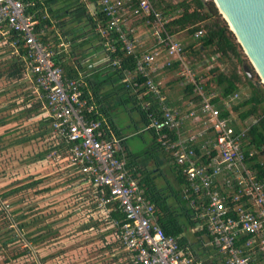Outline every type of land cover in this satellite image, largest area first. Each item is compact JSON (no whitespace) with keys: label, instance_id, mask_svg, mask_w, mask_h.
I'll return each mask as SVG.
<instances>
[{"label":"built area","instance_id":"obj_1","mask_svg":"<svg viewBox=\"0 0 264 264\" xmlns=\"http://www.w3.org/2000/svg\"><path fill=\"white\" fill-rule=\"evenodd\" d=\"M93 4V15L99 7L107 20L100 30L105 42L98 56L103 57L101 62L109 61L104 55L115 51L113 41L135 56V70L126 72L124 82L130 83L144 110L152 102L158 104L143 130L155 131L169 165L177 166L183 200L211 238L208 245L222 264H264V176L254 166L255 149L248 138L255 121L239 118L235 108L242 100L240 92L221 96L208 89L204 69L196 71L220 55L201 66L189 64L183 44L166 26L168 17L150 0H97ZM31 5L34 2L0 0V35L7 39L17 35L10 45L15 53L22 47L25 80L34 83L54 132L68 145L65 159L79 177L76 187H87L108 215L115 210L124 215L122 225L113 222L114 234L131 255V264H204L162 229L155 204L126 168L122 144L126 133L115 135L105 120L87 119L93 107L82 99V82L65 78L54 61L68 45L61 42L55 49L42 39L44 29L38 30V20L27 14ZM140 25L150 33L140 35ZM203 34L200 29L193 37L197 40ZM150 37L154 46L141 50L140 39ZM118 64L119 60L113 62ZM175 65L180 86L192 90L179 106L168 101L162 78V72ZM145 96L149 99L144 100ZM113 203L116 207L111 208Z\"/></svg>","mask_w":264,"mask_h":264},{"label":"trees","instance_id":"obj_2","mask_svg":"<svg viewBox=\"0 0 264 264\" xmlns=\"http://www.w3.org/2000/svg\"><path fill=\"white\" fill-rule=\"evenodd\" d=\"M24 1L34 2V5L27 7V14L34 15L35 19L38 20V24L36 25L38 30L44 29L45 33L42 39L52 43L55 49L61 42L68 45L69 50H61V54L56 56L54 61L56 65L61 67L65 78L80 80L82 82V99L86 100L88 106L93 107V111L86 114L87 119L105 120L111 131L115 135L120 136L122 128L117 125L111 115L113 107L107 104V100L113 99V103L123 108H130L133 112H137L140 115L141 125L143 127L147 126L150 122L148 117L149 113L155 112L158 108V104L152 102L149 110H144L141 107L140 101L133 93L130 83L124 82L126 79V72H133L135 70V56L127 54L122 49V45L119 42L113 41L116 48L115 51H109L104 55V57H109V61L100 62L96 67L93 66L90 68L89 65L93 62L85 63V60L91 54L102 52L103 45L101 42H105L100 34V30L105 26L107 20L105 14L100 11L99 7H96V13L93 15L89 12L85 0H65L66 4L61 8L60 6L57 7L60 5L59 3L61 0ZM88 1L96 2L97 0ZM150 1L158 10L162 11L164 15L168 17L169 22L166 26L171 34L176 35L181 31H187L189 37L192 38V42L188 47L183 44L186 51L189 50L191 53H196L195 47L198 43L200 44L197 48L199 52L208 49L213 50L214 55H220L218 58L219 61L229 58L236 59L239 63L242 62L241 45L238 43L226 21L221 18L222 15L218 12L213 0H183L172 6L161 5L160 3H156V0ZM72 22L83 24V29L78 30L73 27L71 28L70 25L73 24ZM200 29L204 30V34L200 39L196 40L193 35ZM109 37L113 40H117V38H114L115 36H113V33H110ZM16 38L17 35L14 33L8 39L0 35V51L3 50L4 53L6 52L5 54H1V56H4V62H7L8 65L5 71L0 72V79H5L6 82H21L25 79L22 47H18V51L15 53L16 49L10 45ZM102 58L98 56V58L95 57L93 60L97 62ZM116 60H119V64L113 65V62ZM219 71L218 67H212L204 72V77H208V89H215L222 94L221 96H228L234 92H239V85L241 83L240 73L234 71L233 74L226 75ZM244 76L248 82V87H251V94L247 98H242L235 110L238 112V116L241 120L251 119L255 121L248 132V138L250 144L253 145L255 149V154L252 157V160L255 161L254 166L258 167V171L262 177L264 176V160L262 159L264 155V88L261 89L258 86V84H260L259 82L253 83L245 74ZM138 81L141 82L139 78ZM31 84L35 88L34 83L31 82ZM23 86L27 87L25 83L17 85L18 89ZM141 90L143 91L144 89L142 88ZM184 90L186 92L185 98L192 95L190 87L184 88ZM35 93L34 91V94ZM2 95L3 93H0V96ZM148 99L149 96L144 97V100ZM168 101H170L169 97ZM23 104L24 108L22 111L11 115L9 113V115L0 117V130H4V133L0 134V142L4 140L7 134H11L18 128H25L27 126L25 122H30L32 119L38 120L37 131L33 132L29 130L32 132L29 135L13 134L14 139L5 146L0 147V152L4 151L7 147H25L33 142L39 144L38 141H45V150H40L32 154L30 158H27L26 162L29 164H37L43 161L48 162L47 160L54 155V158L51 159L54 161L55 165L64 163V169L69 171L73 180L77 182L79 177L71 172L68 167L69 163L65 159L68 155V145L64 139L54 132L52 118L49 117L44 109L45 102L36 96L35 100L24 102ZM170 104L175 106V103L171 102ZM13 106L14 105L0 108V113H3L2 111L11 110ZM21 112L23 113L20 114ZM18 118L21 119L19 120ZM14 120L16 122L15 125L12 123ZM105 122H103L102 128L107 131ZM146 131L150 132L152 135V149L162 150L156 141L157 136L155 131L153 129ZM129 136H131V134H129L128 137ZM128 137H125V140L122 141L126 168L132 173L133 177L139 179L140 185L145 188L146 196L155 204L159 222L166 235L175 237L182 247L189 248L196 258L204 260V264H222L215 249L208 245L211 238L208 236L205 228L199 227V223L193 219V211L183 200L181 194L183 179L177 166L170 165V169L176 176L174 182L176 181L180 185L179 189H175L172 184H169L167 176L164 173L165 171L161 168L163 166L162 160L169 161L167 156L165 155L162 160L157 161L149 152H132L128 146ZM50 152L53 154L49 157ZM151 158L154 159V163L157 165H152L153 160ZM16 180L6 183V189L0 193V200H2V202H0V216L11 226L8 232L0 235L3 247L17 241L18 233L17 229H14V224L23 218L14 217L18 211H9L11 205L7 203L6 200L15 198L20 192L22 193V191L32 190L37 187H39L40 192L50 191L52 188L49 186L40 187L43 183L42 179L31 181ZM161 180L163 181L162 184L159 182ZM75 181L73 186L76 185ZM78 189L81 195L86 194L89 196V198L86 199L87 201H84L85 203L93 199L87 187L81 185ZM95 204L97 205L96 202ZM109 206L111 208L116 207V203ZM108 218L109 221L112 222V225L114 221L119 222V225L125 222L124 215L116 210L111 211ZM26 226L25 223H18V229L21 231L24 230ZM191 235L193 238H191ZM32 241L34 243L37 241L40 242L42 238H35L32 239ZM117 243L123 248L126 256L124 260H126L128 264H131V255L124 249L119 239H117Z\"/></svg>","mask_w":264,"mask_h":264},{"label":"rangeland","instance_id":"obj_3","mask_svg":"<svg viewBox=\"0 0 264 264\" xmlns=\"http://www.w3.org/2000/svg\"><path fill=\"white\" fill-rule=\"evenodd\" d=\"M181 1L183 0H156L155 2L172 6ZM59 6L61 4L57 7ZM221 18L223 17L221 16ZM177 34L176 37L181 39L183 43L185 42L184 46L188 47L191 44L192 38L189 37L187 31H181ZM199 45L197 43L195 47L196 53H191L187 50L188 63L194 62L195 67H197V64L201 66V62L211 60L212 56H214L213 50L210 49L199 52L197 49ZM5 53L3 50L0 51V72L5 71L8 66L7 62H4V56H1V54ZM241 58V63L237 62L236 59L228 58L223 59V61L215 59L211 63H206L205 67H197L196 71L204 69L202 72H205L211 67H218L219 72L226 75H231L234 71H238L241 75L239 92L242 98H247L251 94V87H248V82L244 76V64L253 71V79H249L250 81L253 83L259 82L258 86L261 89L264 88V83L255 72L243 48ZM171 72L165 71L162 74L163 83L166 82V79H171V82L176 81L177 77ZM20 83H25L27 87L23 86L18 89L17 85ZM167 84L170 87L168 95L173 97L180 95L181 89H183L182 86L177 83H174L173 86L169 85V82ZM1 89L6 91L2 92L3 95L0 96V108L11 106L17 102H19L17 105L24 108V102H30L35 100L36 96L39 97L37 93L34 94L35 89L31 82L25 79L21 82H6L5 79H0ZM107 104L113 107L111 115L117 125L123 130L126 129L125 132L128 135L131 134L128 137L130 150L136 153H144L146 151L151 153L155 160H162L165 154L162 150L152 149V135L150 132L143 130L144 127L140 123V115L137 112H133L130 108H123L113 103V99L107 100ZM12 109L13 111H2L3 113H0V117L9 115V113L11 115L13 112L17 113L14 106ZM25 124H27L25 128H18L11 134H7L4 140L0 142V147L12 141L14 139L13 134L29 135L32 133L30 131H37V119H32L30 122L26 121ZM1 133H4L3 129L0 130ZM38 142L39 144L33 142L25 146L27 150H24V152L26 153L22 152L21 154L20 150H16L17 147H7L0 152V193L6 189V183L15 179L22 181L42 179L43 183L40 187L53 185L49 186L52 187L50 191L40 192L39 187H37L32 190L22 191L15 198L6 200L11 205L9 211H18L14 217L23 218L19 222H13L15 223L14 229H17L18 233L17 241L3 247L0 239V264H128L124 260L126 256L123 248L117 243L114 235L115 229L112 222L109 221L108 213L99 208L98 204H95L96 199L94 198L86 203L84 202L87 201L86 199L89 196L86 194H82V196L78 187L73 186L75 180H73L69 171L64 169V163L55 165L51 159L54 158V155H52L53 151L49 153V157L52 156L47 160L48 162L43 161L41 162L42 166L36 168L39 174L35 173V170L33 172L30 170L27 173L23 172L26 165H29L26 162L27 158H30L32 154L40 150H45V141ZM32 144L34 146H31ZM153 158L151 159L154 161ZM262 159L264 160V155ZM164 170L169 184H172L175 189H179L180 185L176 181L174 182L176 176L171 171L169 163L165 162ZM159 182L163 183L162 180ZM18 223H25L27 226L21 231L18 229ZM10 229L11 226L8 222L0 216V235ZM35 238H42V241L34 243L32 239ZM191 238H193L192 235Z\"/></svg>","mask_w":264,"mask_h":264},{"label":"water","instance_id":"obj_4","mask_svg":"<svg viewBox=\"0 0 264 264\" xmlns=\"http://www.w3.org/2000/svg\"><path fill=\"white\" fill-rule=\"evenodd\" d=\"M213 2L264 82V0ZM243 72L253 79V71L249 66L244 64Z\"/></svg>","mask_w":264,"mask_h":264},{"label":"crops","instance_id":"obj_5","mask_svg":"<svg viewBox=\"0 0 264 264\" xmlns=\"http://www.w3.org/2000/svg\"><path fill=\"white\" fill-rule=\"evenodd\" d=\"M65 0H61V2L59 3V4H61V6H60V8L61 7H63V5H65L66 4V1L64 2ZM70 1V0H69ZM93 2L94 1H88V0H85V3H86V6H87V8L89 9V12L90 13H92L93 14V9H94V7H95V5L93 4ZM83 24H77V22H75V23H73V24H71L70 25V27L72 28H76V29H83ZM139 28H143V31L140 33V35H147L148 33H150V32H148V29H146V28H144L142 25H140L139 26ZM85 29V28H84ZM146 29V30H145ZM178 34H176V36H177ZM178 39V38H177ZM180 41H181V39H179ZM140 41H141V50H148V49H150V48H152L153 46H154V44H155V41H154V39L153 38H143V39H140ZM181 43L182 44H185V42L183 43L182 41H181ZM64 50H66V51H68L69 50V48H68V46H66L65 48H64ZM98 55H100L99 53L98 54H91L86 60H85V63H91V62H93V63H91L90 65H89V68L90 67H96L100 62H101V60H99V61H97V62H94V58L96 57V58H98ZM176 68V65L174 66V68L173 69H171V70H166V71H172L174 74V76H176L177 77V69H175ZM165 71H163L162 73H164ZM171 72V73H172ZM175 77V78H176ZM174 78V79H175ZM173 80V79H172ZM167 82H169V85H174V83H177L179 86H180V84H179V80H178V77H177V79H176V81H172L171 82V79H169V80H167L166 79V82L164 83V86H165V92H166V94L168 93L169 94V92H170V90H169V86H168V84H167ZM2 91H6L5 89H1ZM2 91H0V93H2ZM167 94V95H168ZM185 95H186V92H185V90H184V88L183 89H181V93H180V95L178 96H171V95H168V97L170 98V103L172 102V103H175V106H179V105H181L182 103H183V101L184 100H186L187 98H185ZM17 104H19V102H17V103H15V104H13L14 105V108H15V110H16V112H20V111H22L23 110V108L21 107V106H19V105H17ZM24 105V104H23ZM11 111H13V109H11ZM14 113V112H13ZM23 112H21L20 114H22ZM21 117H23V116H21ZM19 120L21 119V118H18ZM17 120V119H16ZM12 123H14V125L16 124V122H15V120L12 122ZM11 125H13V124H11ZM126 131V129H122L120 132H122V133H126L125 132ZM126 135V137H128V134L126 133L125 134ZM31 146H34V145H31ZM17 148H16V150H20L19 152L22 154V152H24V150H27L26 149V147L24 148V146H16ZM18 147H20V148H18ZM29 148H30V146H28ZM23 149V150H22ZM24 153H26V152H24ZM28 154V153H27ZM165 162L166 163H169V162H167V161H165V160H162V170H164V166H165ZM31 165H34V166H31ZM152 165L153 166H155V165H157V164H155L154 163V161L152 162ZM40 166H42V163L40 162V163H35V164H29V165H26V167H25V170H23V172L25 171L26 173L30 170V171H34L35 170V173H37V174H39L38 173V171H36V168H40ZM165 171V170H164ZM165 173V172H164ZM16 180V179H15ZM14 181V180H13ZM47 186H53V185H47ZM75 186H78L77 185V183H76V185ZM74 186V187H75Z\"/></svg>","mask_w":264,"mask_h":264},{"label":"bare ground","instance_id":"obj_6","mask_svg":"<svg viewBox=\"0 0 264 264\" xmlns=\"http://www.w3.org/2000/svg\"><path fill=\"white\" fill-rule=\"evenodd\" d=\"M262 82H263V80H262ZM264 83V82H263Z\"/></svg>","mask_w":264,"mask_h":264}]
</instances>
